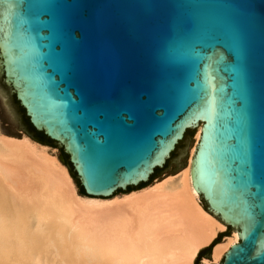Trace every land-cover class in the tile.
I'll return each instance as SVG.
<instances>
[{
	"label": "water",
	"instance_id": "95a60500",
	"mask_svg": "<svg viewBox=\"0 0 264 264\" xmlns=\"http://www.w3.org/2000/svg\"><path fill=\"white\" fill-rule=\"evenodd\" d=\"M19 106L82 197L186 164L200 128L192 186L239 237L218 264H264V0H0L1 132Z\"/></svg>",
	"mask_w": 264,
	"mask_h": 264
},
{
	"label": "bare ground",
	"instance_id": "6f19581e",
	"mask_svg": "<svg viewBox=\"0 0 264 264\" xmlns=\"http://www.w3.org/2000/svg\"><path fill=\"white\" fill-rule=\"evenodd\" d=\"M191 157L143 188L82 197L55 149L0 131V264H194L222 223L200 204ZM238 238L224 237L204 264Z\"/></svg>",
	"mask_w": 264,
	"mask_h": 264
},
{
	"label": "trees",
	"instance_id": "16d2710c",
	"mask_svg": "<svg viewBox=\"0 0 264 264\" xmlns=\"http://www.w3.org/2000/svg\"><path fill=\"white\" fill-rule=\"evenodd\" d=\"M19 108L21 109L22 119H23L22 126H21V130L23 131V133L26 136H28L29 138H31L32 140H34L35 142H38V143H40L42 145H46V146H49V147H57V146L54 145L56 143H54L52 140H50L43 132L37 131V130L34 129V127L29 122L28 117L25 115L24 109L21 106H19ZM60 151H61V155H62L61 162L67 167V169H68L71 177L75 180V182L77 184L78 192L80 194H82V195H85L82 187L79 184L78 178H77V176H76V174H75V172H74V170H73V168H72V166H71V164L69 162L68 155L63 152L62 148H60ZM166 163H167V160H166V162H165V164H164L163 167H165ZM158 169H160V168H155L154 169V172L150 175V177H149V179H148L147 182H141L136 187L128 186L125 191H122V190L118 189V190H116L117 192L114 193V194H117L119 192L120 193H127V192H130L132 190L140 189V188H143V187L149 185L153 180L156 179L157 173H158ZM220 238H221V235H218L208 246H206L205 248H203L202 250H200V252H199V254H198V256H197L196 259L197 260L201 259L207 253L210 254L213 246H215L217 243L220 242Z\"/></svg>",
	"mask_w": 264,
	"mask_h": 264
},
{
	"label": "rangeland",
	"instance_id": "374dc122",
	"mask_svg": "<svg viewBox=\"0 0 264 264\" xmlns=\"http://www.w3.org/2000/svg\"><path fill=\"white\" fill-rule=\"evenodd\" d=\"M199 128H197L195 131H193L192 133H191V135H192V143H191V147H190V150H191V148H194V146H195V143H196V140H195V133H196V131L198 130ZM3 133H5V132H3ZM20 133H23V131L21 130V128L20 127H17V135H13V134H9V133H5V134H7V135H11V136H14V137H18L19 135H20ZM51 148H53V149H55V155L58 157V159H59V161L61 162V160H62V157L60 156V154H59V148L58 147H51ZM190 150H189V154H188V158H187V161H186V164H184V165H178V166H176L174 169H171V170H167V171H164V172H160V173H157V177H156V179L155 180H157V179H161L162 177H164V176H166V175H170V174H174V173H176V172H178L179 170H181L182 168H184L186 165H187V163H188V160H189V157H191L190 156ZM62 163V162H61ZM63 164V163H62ZM73 179V178H72ZM73 181H74V183H75V185H76V188H77V184H76V182H75V180L73 179ZM154 181V180H153ZM77 191H78V188H77ZM125 191V190H124ZM117 191H115L114 193H116ZM118 194H121L120 192L119 193H117V194H114V195H118ZM200 201V204H201V206L203 207V204H202V202H201V200H199ZM232 233V231L229 233V234H227V235H224V236H221V238H220V241L224 238V237H226V236H229L230 234ZM204 258L206 257V259H210V257H207V256H203ZM219 262H217V263H212V262H209V264H218ZM194 264H197V259L195 260V263Z\"/></svg>",
	"mask_w": 264,
	"mask_h": 264
}]
</instances>
